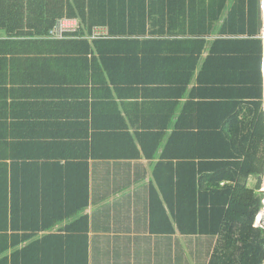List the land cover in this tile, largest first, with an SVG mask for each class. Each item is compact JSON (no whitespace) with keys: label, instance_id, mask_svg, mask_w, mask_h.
Instances as JSON below:
<instances>
[{"label":"trees","instance_id":"1","mask_svg":"<svg viewBox=\"0 0 264 264\" xmlns=\"http://www.w3.org/2000/svg\"><path fill=\"white\" fill-rule=\"evenodd\" d=\"M261 6V0H0V27L6 26L10 38H53L49 32L59 20L77 18L79 31L66 34L84 39L67 43L96 62L126 60L118 63L117 74L136 73L144 91H157L144 93L158 100L154 111L168 103L170 114L162 117L176 121L159 164L175 172L169 184L156 173L165 200L152 190L151 229L216 238L208 264L264 263V225L255 226L264 206L257 191L264 175ZM96 26H106L108 35L90 42ZM215 30L219 34L210 43ZM214 83L217 94H202V86L214 90L208 87ZM161 126L158 133H143L144 154L164 144L170 123ZM183 144L189 159L181 153ZM251 179L257 186H250ZM22 185L20 173H0V264H90L88 214L66 233L41 235L87 208V197L78 205L62 199L32 205Z\"/></svg>","mask_w":264,"mask_h":264},{"label":"crops","instance_id":"2","mask_svg":"<svg viewBox=\"0 0 264 264\" xmlns=\"http://www.w3.org/2000/svg\"><path fill=\"white\" fill-rule=\"evenodd\" d=\"M67 19L75 20L79 31V19ZM218 34L215 30L209 42ZM107 35L106 26H96L87 37L91 42ZM76 37L10 38L6 26L0 27V41L8 42L0 46V173L6 169L11 175L20 173L21 188L30 190L32 205L56 204L58 199L78 205L87 197V208L41 235L66 233L71 223L88 214L90 264H175L176 259L187 263L190 248L195 264H208L216 238L151 229L152 190H159L165 200L161 183L175 172L170 167L162 170L159 164L176 121L174 116L162 117L161 112L170 114L168 103L154 111L158 100L154 103L155 98L144 93L157 91H144L136 73L117 74L118 63L126 60L96 62L93 54L67 43L84 39ZM213 85L208 91L202 86V94H217L219 83ZM168 123L164 144L152 155L144 154L143 133H158ZM187 150L183 144L181 153L189 159ZM156 173L164 181L160 183ZM255 182L251 179L250 185ZM69 191L76 196L69 198ZM260 214L255 226L261 219L264 223V206ZM162 224L168 228L167 222Z\"/></svg>","mask_w":264,"mask_h":264},{"label":"built area","instance_id":"3","mask_svg":"<svg viewBox=\"0 0 264 264\" xmlns=\"http://www.w3.org/2000/svg\"><path fill=\"white\" fill-rule=\"evenodd\" d=\"M262 21H263V25H262V33H261L260 37L262 38L263 45H264V0H263V4H262ZM77 27H78V24L75 20L64 18V19L59 20L56 23V25L50 30L49 35H50V37H53V38H64L67 36L66 33L77 31ZM263 70H264V51H263ZM263 185L260 189V192L262 193V196H263L262 204L264 202V187H263ZM261 207H262V205H261ZM259 214H260V212H259ZM263 225H264V223H263L262 219L259 220V226H263Z\"/></svg>","mask_w":264,"mask_h":264},{"label":"rangeland","instance_id":"4","mask_svg":"<svg viewBox=\"0 0 264 264\" xmlns=\"http://www.w3.org/2000/svg\"><path fill=\"white\" fill-rule=\"evenodd\" d=\"M263 184H264V175H263ZM263 184H262V185H263ZM250 186H251V185H250ZM254 186H257V185L254 184ZM263 187H264V185H263ZM187 250H188V248H187ZM189 251H190V253H191V254H190V257H189V258H190V262H187V263H185V264H195V261H194V260H195L194 251H192L191 248H190ZM201 256H202V254H199V260L201 259ZM186 258H187V257H186Z\"/></svg>","mask_w":264,"mask_h":264},{"label":"bare ground","instance_id":"5","mask_svg":"<svg viewBox=\"0 0 264 264\" xmlns=\"http://www.w3.org/2000/svg\"><path fill=\"white\" fill-rule=\"evenodd\" d=\"M261 214H262V213H261ZM261 214H260V215H261Z\"/></svg>","mask_w":264,"mask_h":264}]
</instances>
